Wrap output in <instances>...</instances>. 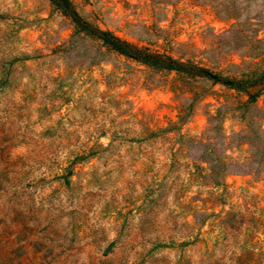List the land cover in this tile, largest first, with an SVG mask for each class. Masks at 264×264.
<instances>
[{"label": "rangeland", "instance_id": "obj_1", "mask_svg": "<svg viewBox=\"0 0 264 264\" xmlns=\"http://www.w3.org/2000/svg\"><path fill=\"white\" fill-rule=\"evenodd\" d=\"M70 1L258 96L0 0V264H264V0Z\"/></svg>", "mask_w": 264, "mask_h": 264}, {"label": "trees", "instance_id": "obj_2", "mask_svg": "<svg viewBox=\"0 0 264 264\" xmlns=\"http://www.w3.org/2000/svg\"><path fill=\"white\" fill-rule=\"evenodd\" d=\"M56 1L59 5L64 7V9L67 11L68 15L72 17L73 21L80 31L84 32L90 37L101 40L105 46L119 54L127 56L135 61L146 64L147 66L155 69L176 71L178 73L187 74L194 77H204L216 82L223 83L232 89L247 93L252 101H254L258 96L257 94H252L248 91V86H246L245 80H225L206 68L199 67L191 63L180 62L170 56L154 54L147 49L139 48L131 44L130 42L120 39L112 32L101 30L84 20L78 15L74 8V5L70 0ZM263 76L264 74H262L261 77ZM208 171L210 172L209 177L212 182L214 184L221 185V180L217 178L220 175L221 170L215 168L213 165H210Z\"/></svg>", "mask_w": 264, "mask_h": 264}]
</instances>
